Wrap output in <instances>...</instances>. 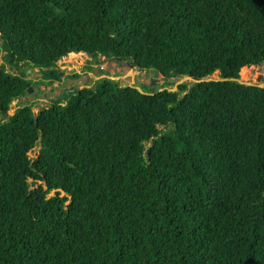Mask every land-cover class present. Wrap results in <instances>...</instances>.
Masks as SVG:
<instances>
[{
  "label": "trees",
  "instance_id": "1",
  "mask_svg": "<svg viewBox=\"0 0 264 264\" xmlns=\"http://www.w3.org/2000/svg\"><path fill=\"white\" fill-rule=\"evenodd\" d=\"M0 41V264H264V87L240 83L264 0H0ZM82 53L163 90L105 77L10 114L29 69L54 86Z\"/></svg>",
  "mask_w": 264,
  "mask_h": 264
},
{
  "label": "rangeland",
  "instance_id": "2",
  "mask_svg": "<svg viewBox=\"0 0 264 264\" xmlns=\"http://www.w3.org/2000/svg\"><path fill=\"white\" fill-rule=\"evenodd\" d=\"M1 45V41H0ZM2 53L0 52V62H3L1 57ZM89 67L92 69L89 70ZM58 69L63 73L62 80L58 85L48 86L44 84V81H41L42 74L38 69H34L27 77L31 80H34L36 83L32 87L33 91L31 94H27L26 97L16 100L13 102L12 112L13 114L19 106L25 104L33 103L35 107L33 111L37 114L41 108L48 107L52 104V101H56L58 98L64 95L67 89H81L83 87H91L95 81L101 78H110L112 80L118 81L121 85L135 86L139 90H144L143 87L148 88L149 91H162L161 88L165 81L163 77H160V81L156 86L151 85L150 78L154 74L148 73L147 77L144 76V73L138 72L132 65L128 62L119 63L117 61L106 60L103 57H100L97 62H93V58L83 55L81 57H70L68 56L64 60L58 62ZM11 72L13 69H9ZM246 78H242V75ZM241 82L245 84L260 85L264 87V64L261 66H254L251 70L241 72ZM76 74H79V77H75ZM261 78V81H259ZM213 80L219 79V74L215 73L212 78ZM181 78H177L176 84L182 82ZM168 81V80H167ZM185 82L191 83L192 80H185ZM183 82V83H185ZM176 84H171L172 86L167 89L173 90ZM40 145H38L34 150L29 153L30 158H36ZM55 193H51V196Z\"/></svg>",
  "mask_w": 264,
  "mask_h": 264
},
{
  "label": "water",
  "instance_id": "3",
  "mask_svg": "<svg viewBox=\"0 0 264 264\" xmlns=\"http://www.w3.org/2000/svg\"><path fill=\"white\" fill-rule=\"evenodd\" d=\"M72 54H76V53H72ZM5 56H6L5 53L1 55L2 58H4ZM65 58H67V57H63L61 60H64ZM61 60H60V61H61ZM130 65H132V64H130ZM247 67L250 68V67H252V65H248ZM10 69H12V68H10ZM33 70H34V69H29V70L27 71V73H26L27 76H28ZM136 70H137L138 72H140V73H144V76L147 77L148 74L145 73V71H144L143 69L136 68ZM62 77H63V73L60 72V73H59V78H60L61 80H62ZM160 77H161V74H160L158 71L154 72V74H153V75L151 76V78H150L151 85H152V86H156V85L159 83V81H160ZM177 78H179L177 74H172V75L168 78V83H169V84H176V80H177ZM183 79H184V80H182V82H181L180 84H182L183 82H185V80H192L191 77H186V78H183ZM212 80H213V79H209V81H212ZM259 81H261V78H259ZM240 83H241V84H245V83L241 82V80H240ZM180 84H178V85H180ZM55 85H58V84L55 83ZM178 85L176 84L175 88H174L172 91H177V89H178L177 86H178ZM247 85H252V84H247ZM257 86L261 87L260 85H257ZM123 87H124V88H127V87H129V85H123ZM32 91H33V89L30 88V89L28 90V94H31ZM62 101L64 102L65 99H62ZM11 108H13V106H11Z\"/></svg>",
  "mask_w": 264,
  "mask_h": 264
},
{
  "label": "clouds",
  "instance_id": "4",
  "mask_svg": "<svg viewBox=\"0 0 264 264\" xmlns=\"http://www.w3.org/2000/svg\"><path fill=\"white\" fill-rule=\"evenodd\" d=\"M82 54H84V53H82ZM84 55H86V54H84ZM86 56H88V55H86ZM256 67V66H255ZM136 69V68H135ZM148 74V73H147ZM162 77V76H161Z\"/></svg>",
  "mask_w": 264,
  "mask_h": 264
},
{
  "label": "bare ground",
  "instance_id": "5",
  "mask_svg": "<svg viewBox=\"0 0 264 264\" xmlns=\"http://www.w3.org/2000/svg\"><path fill=\"white\" fill-rule=\"evenodd\" d=\"M252 67H254V66H252ZM71 242V241H70Z\"/></svg>",
  "mask_w": 264,
  "mask_h": 264
}]
</instances>
